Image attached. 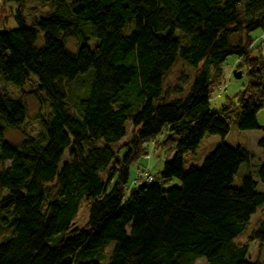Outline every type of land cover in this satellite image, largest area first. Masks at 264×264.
<instances>
[{"label": "trees", "instance_id": "16d2710c", "mask_svg": "<svg viewBox=\"0 0 264 264\" xmlns=\"http://www.w3.org/2000/svg\"><path fill=\"white\" fill-rule=\"evenodd\" d=\"M40 1H50L46 16L27 23L18 9L16 26L0 30V77L18 88L34 77L48 104L39 132L14 144L4 133L24 124L27 108L0 88V210L13 215L0 264H194L199 257L264 264L234 241L264 205V126L257 120L264 50L249 51L251 32L264 31V0ZM69 37L77 39L74 52ZM229 56L249 78L236 95L237 125L261 130L260 153L221 142L201 166L184 170L183 156L205 134L229 131L210 108L212 78ZM178 57L194 75L186 95L168 99L163 75ZM90 69L89 89L71 102L68 85ZM127 121L132 136L120 155L114 146ZM159 135L172 154L153 181L128 188L131 164ZM242 164L248 169L236 187ZM173 178L180 184L168 186ZM82 201L89 203L86 222L70 228ZM251 236L264 243V219Z\"/></svg>", "mask_w": 264, "mask_h": 264}, {"label": "rangeland", "instance_id": "374dc122", "mask_svg": "<svg viewBox=\"0 0 264 264\" xmlns=\"http://www.w3.org/2000/svg\"><path fill=\"white\" fill-rule=\"evenodd\" d=\"M18 9L21 10L22 16L25 17L27 23H31L35 18L46 16L47 12L50 10V1L24 0L22 4L19 5L0 0V30L16 26L14 16ZM251 36L252 40L249 42V51L251 55H259L264 50V31L257 29L251 32ZM237 39L238 36H233L232 38L233 41H236ZM81 41L84 42L85 40L82 39ZM96 42V39L91 38L86 43L90 47H93ZM40 43L41 40H39V44ZM67 48L74 52L77 48V39L74 37L67 38ZM238 62L239 60L237 57L229 56L221 64V76H217L216 69L210 68L211 74L217 76V79H214V76L212 78L214 85L212 87L213 91L210 108L212 112L217 114V116L228 120L230 126L229 131L223 138L218 135L205 134L196 151L194 153H187L183 156L182 165L184 170H187L191 165L197 167L201 166L204 157L212 152L221 142H224L231 147L241 145L250 150L259 151L258 146L256 145V135L262 133L261 130H239L237 125L236 114L239 112L240 106L237 103L236 95L244 90L249 82L245 66H242L240 71H238L239 67L236 66ZM234 72H240L241 77H234ZM193 75L194 68L178 57L173 66L163 75L162 88L170 90L168 99L179 98L186 95L190 89ZM92 76L93 70L90 69L86 73L78 75L73 80L74 82L68 85L71 102L76 97L82 96L86 87L87 90L89 89ZM0 88L6 90L15 98H21L27 108V119L24 124L19 129H7L3 138L14 144H18L22 141L25 135L37 134L41 128V117L46 116L48 113V104L43 100V97L45 96L42 95L37 88L36 79L31 76L22 88H18L0 77ZM257 120L260 125L264 126V109H261L258 112ZM126 129L125 137L114 146V150L120 155L125 152L126 145L130 143L132 136V127L129 121L126 123ZM158 137L161 143L156 141L152 144V141H147L145 144L147 147V150H145L147 152H145V150L140 151L139 154H142V156L138 157L131 164L128 188L134 184L132 181L145 182L143 181V175L145 173H149L153 178H156L162 169L164 161L172 154L173 147L171 150L167 148L170 142H163L164 137L161 135ZM163 144H165L166 148L162 147ZM258 153H260V151ZM66 158L67 153L65 154L64 159ZM247 169L248 166L246 164L240 166L234 177L233 186H240L241 178L245 175ZM101 176L106 180L107 172H102ZM179 184V180L173 178L168 186ZM88 208L89 203L87 201H82L80 203L79 211L73 219L70 228L82 227L85 224L88 215ZM12 219L13 215L11 210H0V241L6 240V238L12 234ZM262 219H264V205L257 209V211L251 216L245 230L234 239L237 243L248 244V257L252 260H264V243L254 240L251 236L253 230L257 228ZM108 246L111 250L113 243H110ZM108 251L109 249L107 248L104 253L107 254ZM99 262L100 264H107V259ZM194 264H206L205 258H197L194 261Z\"/></svg>", "mask_w": 264, "mask_h": 264}, {"label": "built area", "instance_id": "2783aa9c", "mask_svg": "<svg viewBox=\"0 0 264 264\" xmlns=\"http://www.w3.org/2000/svg\"><path fill=\"white\" fill-rule=\"evenodd\" d=\"M143 178H144L143 181H145V182H151L154 179L153 176L149 173H145L143 175ZM133 183H136V181H134Z\"/></svg>", "mask_w": 264, "mask_h": 264}, {"label": "water", "instance_id": "95a60500", "mask_svg": "<svg viewBox=\"0 0 264 264\" xmlns=\"http://www.w3.org/2000/svg\"><path fill=\"white\" fill-rule=\"evenodd\" d=\"M234 77H236V78L241 77V73L240 72H234Z\"/></svg>", "mask_w": 264, "mask_h": 264}, {"label": "crops", "instance_id": "0c3cea01", "mask_svg": "<svg viewBox=\"0 0 264 264\" xmlns=\"http://www.w3.org/2000/svg\"><path fill=\"white\" fill-rule=\"evenodd\" d=\"M260 134V135H259ZM258 135H256V145H257V140L261 137V136H263V133H259ZM258 136V137H257Z\"/></svg>", "mask_w": 264, "mask_h": 264}]
</instances>
